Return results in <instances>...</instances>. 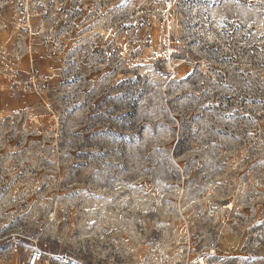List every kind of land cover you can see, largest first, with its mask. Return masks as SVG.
Here are the masks:
<instances>
[{"label": "rangeland", "instance_id": "rangeland-1", "mask_svg": "<svg viewBox=\"0 0 264 264\" xmlns=\"http://www.w3.org/2000/svg\"><path fill=\"white\" fill-rule=\"evenodd\" d=\"M36 248L264 264V0H0V264Z\"/></svg>", "mask_w": 264, "mask_h": 264}, {"label": "crops", "instance_id": "crops-1", "mask_svg": "<svg viewBox=\"0 0 264 264\" xmlns=\"http://www.w3.org/2000/svg\"><path fill=\"white\" fill-rule=\"evenodd\" d=\"M2 103V111L6 114L13 113L18 106H24V103L18 101V98L11 97L9 94Z\"/></svg>", "mask_w": 264, "mask_h": 264}, {"label": "built area", "instance_id": "built-area-1", "mask_svg": "<svg viewBox=\"0 0 264 264\" xmlns=\"http://www.w3.org/2000/svg\"><path fill=\"white\" fill-rule=\"evenodd\" d=\"M25 86H27V84H25ZM16 88L18 89V91H21L23 89L20 83H18ZM42 256H43V252L40 249L38 248L34 249L31 255L29 256V258L27 259V264H39V262L42 259Z\"/></svg>", "mask_w": 264, "mask_h": 264}]
</instances>
